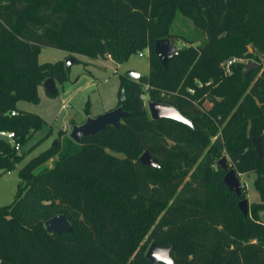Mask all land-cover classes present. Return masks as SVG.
I'll list each match as a JSON object with an SVG mask.
<instances>
[{"label": "trees", "instance_id": "1", "mask_svg": "<svg viewBox=\"0 0 264 264\" xmlns=\"http://www.w3.org/2000/svg\"><path fill=\"white\" fill-rule=\"evenodd\" d=\"M178 19L190 33L175 30ZM161 39L179 43L166 68L153 51ZM42 48L117 65L147 53L149 69L138 80L118 74L116 107L130 115L119 129L76 144L70 123L17 171L13 201L0 208V264H149L151 244L171 246L174 264H264V0H0V131L14 134L0 139V175L45 123L17 104L38 105L46 79L58 86L50 98L69 82L63 61L38 63ZM249 59L259 66L243 78ZM143 97L192 126L152 120ZM144 153L157 169L139 161ZM224 156L237 177L256 175L260 200L246 215V189L238 198L223 182ZM59 214L69 233L46 230Z\"/></svg>", "mask_w": 264, "mask_h": 264}, {"label": "rangeland", "instance_id": "2", "mask_svg": "<svg viewBox=\"0 0 264 264\" xmlns=\"http://www.w3.org/2000/svg\"><path fill=\"white\" fill-rule=\"evenodd\" d=\"M192 25L189 21L184 19H178L175 24V30L181 31L186 34L190 33ZM177 49L179 48V43H172ZM249 52H252L251 47H248ZM142 58L138 57V54L133 55L130 59L121 65H117L112 61L102 62V67L96 71V77L98 80L97 87L87 89L82 95H78L76 98L69 99L68 97L63 98V90H59V94L56 98H50L45 95L42 96L41 101L38 105H33L26 102H19V108L23 110H28L30 113L37 114L42 119L45 120L40 131L33 135L29 141L22 147L21 152L25 153V159L16 167V170L4 173L0 175V208L9 205L14 198L16 193V187L19 183L17 176V171L31 158L35 157L39 153L50 147L57 138V132L59 129H67L66 126L71 121L68 122V118L74 119L78 122L84 117L83 109L87 98L89 97L93 104V112L98 110V105L103 101H111L118 99V74L113 72L116 70L119 74H124L127 71H134L139 75H146L148 73V55L143 53ZM66 54L63 51L52 49V48H42L38 57V63H54L57 61H67ZM263 60V59H262ZM253 61L252 59L241 61L246 63ZM72 73H77L80 71V67L75 64L72 65ZM42 93V92H41ZM40 97V96H39ZM144 105L146 107L147 100L143 97ZM66 100V101H65ZM65 104L66 108L62 109V105ZM70 131V129H68ZM50 133L48 139L42 141L45 136ZM227 160L229 169L231 164L227 156H224ZM221 157V158H224ZM220 158V159H221ZM219 159V160H220ZM49 161L45 165L39 167L35 173H39L44 169H49L53 165V161ZM241 186L246 189V199L248 206L252 203L259 202V195L255 190V174L242 175L238 177Z\"/></svg>", "mask_w": 264, "mask_h": 264}, {"label": "water", "instance_id": "3", "mask_svg": "<svg viewBox=\"0 0 264 264\" xmlns=\"http://www.w3.org/2000/svg\"><path fill=\"white\" fill-rule=\"evenodd\" d=\"M153 51L158 58L161 65L166 68L168 62L178 53V50L173 44L167 39H161L155 41L153 45ZM75 64L74 58H67L64 65L65 68H71ZM258 64L254 61H249L246 63L243 70V78L247 74L258 68ZM126 75L132 80H138L141 75L134 71H127ZM42 87L49 96H55L57 94V87L53 80L46 79ZM146 108L148 114L152 120L167 119L174 122H178L191 127L190 121L182 116L180 112L174 107L166 104H158L153 102H147ZM129 113L123 111L121 107H116L108 112H105L96 117H86L85 121L79 125H73L69 131V138L76 144H80L81 141L88 136H93L100 131H102L106 126H114L119 129V122L127 117ZM56 141L52 144L55 145ZM252 144L254 146L255 153L261 155V146L259 144V138H253ZM139 161L146 166L157 169L158 166L156 162L151 159L146 153L142 154ZM218 165L221 171L224 173L223 182L230 192L236 194L238 198H241V183L235 174L233 169H229L226 158H221L218 161ZM262 183L264 186V177L262 178ZM238 207L246 215L248 212V202L245 199H241L238 203ZM45 228L47 231L52 232L57 235L64 233H69L71 231V225L64 215H55L54 217L48 219L45 222ZM172 250L171 246L159 248L154 244H151L146 251V258L149 260V264H158L159 262L163 264H174L170 252Z\"/></svg>", "mask_w": 264, "mask_h": 264}, {"label": "crops", "instance_id": "4", "mask_svg": "<svg viewBox=\"0 0 264 264\" xmlns=\"http://www.w3.org/2000/svg\"><path fill=\"white\" fill-rule=\"evenodd\" d=\"M65 54H66L65 57H67L68 54L67 53H65ZM74 57H75V59H77L79 61L78 63H75V65L80 67V71L77 73H75V72L72 73V71H71L72 67H71L70 74H69V82H67L62 88L63 98H66V97H68L69 99H72L74 97L76 98L78 95H82L87 89L93 88L94 86L97 87L98 80L96 77V71H98V69L103 66L102 62L112 61L109 57L98 58L95 60H91V59H88L86 57L79 56V55H74ZM148 69H149V67H148ZM113 73L119 74L116 70ZM118 86H119V81H118ZM56 87H58V86L56 85ZM38 93L40 96V101H41V98L43 95L48 97V94L45 92V90L42 86L39 87ZM90 100L91 99L89 97L86 100L89 103V105H88V113L89 114L88 115L85 114V112H84L85 107H84V109H83L84 117L81 118L78 122H76L74 119L69 117L68 118L69 123L71 121H73V123L75 125H79L85 121L86 117H96V116H99L105 112H108V111L116 108L117 102H118V99L100 102L98 105V110L93 112V104ZM86 103H85V105H86ZM18 105L19 104H17L18 110L29 112L28 110H23L22 108H19ZM62 109H63V107H62ZM44 122H45V120H44Z\"/></svg>", "mask_w": 264, "mask_h": 264}, {"label": "built area", "instance_id": "5", "mask_svg": "<svg viewBox=\"0 0 264 264\" xmlns=\"http://www.w3.org/2000/svg\"><path fill=\"white\" fill-rule=\"evenodd\" d=\"M144 56L143 53H139L138 54V57L142 58ZM236 60L235 59H231L227 62L224 63L223 65V70H224V74L225 75H229L231 73V69H230V66L235 63ZM63 108H66V105L63 104L62 106ZM12 115H15V112H12ZM0 139H3V140H6L10 143H14V134L12 132H5V131H0ZM15 149L16 150H19V145L18 144H15Z\"/></svg>", "mask_w": 264, "mask_h": 264}]
</instances>
